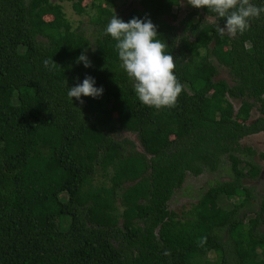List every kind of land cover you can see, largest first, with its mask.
I'll list each match as a JSON object with an SVG mask.
<instances>
[{"label":"trees","instance_id":"1","mask_svg":"<svg viewBox=\"0 0 264 264\" xmlns=\"http://www.w3.org/2000/svg\"><path fill=\"white\" fill-rule=\"evenodd\" d=\"M84 1L0 0V264H264V195L253 219L240 215L254 199L242 180L260 174L241 142L264 134V14L221 39L226 20L206 8L140 0L122 20L156 25L183 85L175 107L157 110L139 102L104 34L117 0H93V44L63 9L72 3L81 16ZM182 2L176 27L167 18ZM85 49L90 68L77 62ZM213 60L231 83L214 81ZM86 75L102 96L70 102L68 88ZM224 157L231 181L180 214L168 209L187 174L215 172Z\"/></svg>","mask_w":264,"mask_h":264},{"label":"clouds","instance_id":"2","mask_svg":"<svg viewBox=\"0 0 264 264\" xmlns=\"http://www.w3.org/2000/svg\"><path fill=\"white\" fill-rule=\"evenodd\" d=\"M195 9L206 8L226 24L216 26L217 35L223 39L227 34L236 36L243 34L250 27V21L259 19L264 14V5L257 6L251 0H187ZM105 35L116 41L120 67L134 82V92L139 102L144 106L162 108L175 107L183 85L174 74L175 61L172 55L166 54L168 47L158 38L156 25L150 19L132 18L128 22L114 15L105 28ZM87 49L81 53L77 62L85 68L92 67L86 55ZM47 68L58 66L53 59L43 61ZM95 79L85 76L82 83L68 88L67 97L70 102L76 98L83 104L81 97L98 98L103 94V87L95 86ZM165 256H171L170 250H165Z\"/></svg>","mask_w":264,"mask_h":264},{"label":"rangeland","instance_id":"3","mask_svg":"<svg viewBox=\"0 0 264 264\" xmlns=\"http://www.w3.org/2000/svg\"><path fill=\"white\" fill-rule=\"evenodd\" d=\"M56 2V0H52ZM140 0H117L113 8V13L119 19H124L131 9H140ZM93 3L97 5V1L85 0L83 6L85 7V13L83 15H77L72 9V3H63V9L66 17L71 22L74 30L81 31L85 34L91 44L97 36L98 28L93 24V20L96 17V10L93 8ZM188 12V8L185 3L182 2L178 7H175L173 13L176 15V20L167 18V21L180 27V23ZM213 65L217 68V75L214 81L224 80L231 83L228 71L219 66L216 61H212ZM134 82L132 81V86ZM235 108H238L239 104L233 102ZM259 114L256 110L251 113L250 122H253L258 118ZM117 139L126 138L135 143L137 150L141 151L142 148L139 144L138 138L134 134L123 133L116 136ZM242 147L252 149L255 155L251 161L254 165L260 168V174L255 179L246 178L242 180V185L249 190L254 199L251 201V206L242 210L240 215L245 213L246 221L253 219L255 211L258 209L261 199L264 195V134H256L246 137L241 142ZM244 160H248L246 156L242 157ZM232 180V172L230 170V163L226 157L223 158L221 167L215 172L204 171L199 176L187 174L182 187L174 192L173 197L168 202V209L176 214H180L184 210H188L193 204L197 203L199 197L204 194L209 188L216 186L217 184L229 182ZM218 201L215 196L210 199L211 207H216ZM234 200L227 201L225 198L220 199V205L226 208L231 206ZM64 219V218H61ZM65 222L60 225L61 230H65L69 225V218H65ZM214 254H211L212 258Z\"/></svg>","mask_w":264,"mask_h":264},{"label":"water","instance_id":"4","mask_svg":"<svg viewBox=\"0 0 264 264\" xmlns=\"http://www.w3.org/2000/svg\"><path fill=\"white\" fill-rule=\"evenodd\" d=\"M142 151V150H141Z\"/></svg>","mask_w":264,"mask_h":264}]
</instances>
